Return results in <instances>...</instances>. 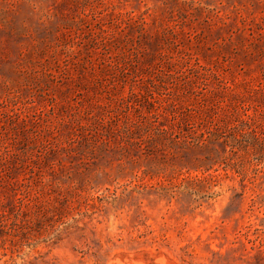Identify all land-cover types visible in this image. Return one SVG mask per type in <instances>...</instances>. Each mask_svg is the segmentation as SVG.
<instances>
[{
	"label": "rangeland",
	"instance_id": "374dc122",
	"mask_svg": "<svg viewBox=\"0 0 264 264\" xmlns=\"http://www.w3.org/2000/svg\"><path fill=\"white\" fill-rule=\"evenodd\" d=\"M0 264H264V0H0Z\"/></svg>",
	"mask_w": 264,
	"mask_h": 264
}]
</instances>
